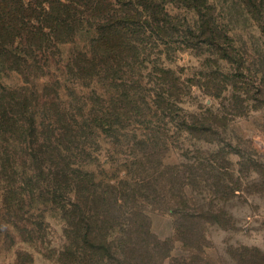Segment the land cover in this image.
Returning a JSON list of instances; mask_svg holds the SVG:
<instances>
[{
	"label": "trees",
	"instance_id": "trees-1",
	"mask_svg": "<svg viewBox=\"0 0 264 264\" xmlns=\"http://www.w3.org/2000/svg\"><path fill=\"white\" fill-rule=\"evenodd\" d=\"M245 2L251 9L264 5V0ZM175 4L193 13L192 22L182 25L178 21ZM216 13L217 7L210 0H0V73L16 71L27 81L44 76L51 50L73 38L85 20L94 37L87 49L71 57L68 69L78 70L83 79L98 78L119 85L111 95L101 90L94 104L88 101L70 118L67 106L61 108L59 100L52 99L58 102L57 108L56 102L47 106L48 100L41 107L45 93L35 96L24 87H6L0 82V204L5 211L0 218V238L4 235L9 243L15 242L1 219L11 222L24 241L33 243L43 238L46 212L53 209L67 224V242L59 248L56 264H144L139 260L142 256L170 255L172 244L153 233L146 210L147 205L156 203L163 188L146 167L151 152H142L136 160L144 165L140 173L144 171L147 176L124 172L115 178L99 177L86 168L89 161L81 158L90 152L89 133L101 131L119 141L109 118L122 119L120 111L126 100L139 110L140 88L148 89L150 110L167 111L173 116L170 121L182 115L177 110L182 109L185 91L181 79L168 66L157 64L153 69L157 79L153 86L149 82L150 88L134 80V87L126 94L121 92L120 85L129 82L125 77L136 71L129 55L137 52L139 44H145L142 37H148L149 31L158 35L159 45L164 46L174 35H181L186 47L238 63L243 75L245 59L235 52L234 34L222 28ZM94 18L98 19L95 23ZM217 71H210L204 82L192 80V85H202L206 94L216 97L232 87L231 105L252 101L255 109H264V73L245 76L238 85V75L222 82ZM220 113L219 108H209L206 113L188 114L182 120L184 131L215 140L219 126L224 125ZM145 136L137 141L150 147ZM185 190L181 196L185 206L176 212L180 235L191 229L185 222H199L202 217L218 221L220 216L216 211L190 212ZM35 209L41 213L35 214ZM17 264L38 263L32 252L20 250Z\"/></svg>",
	"mask_w": 264,
	"mask_h": 264
},
{
	"label": "rangeland",
	"instance_id": "rangeland-1",
	"mask_svg": "<svg viewBox=\"0 0 264 264\" xmlns=\"http://www.w3.org/2000/svg\"><path fill=\"white\" fill-rule=\"evenodd\" d=\"M210 1L217 7L222 28L234 34L235 52L245 59L247 66L243 75L237 69L238 63H229L219 55H208L199 48H188L181 35H174L164 46L159 45L158 35L149 31L148 37H142L146 39L145 44H139L137 52L129 55L136 71L128 75L131 77H125L129 82L120 85L121 92L126 94L134 80H141L150 88L157 79L156 70L153 71L157 64L168 66L181 79L185 91L180 104L182 109L177 110L182 115L170 121L173 116L167 111L150 110L148 89L140 88L139 110L126 100L120 111L122 119L109 118L119 133V141L101 131L94 135L89 133L88 140L86 138L90 152L81 160L89 161L86 168L99 177L115 178L124 172L131 176H147L144 171L140 173L144 165L136 160L146 150L152 154L146 167L151 168V176L163 188L156 203L147 205L146 210L152 219L153 233L169 240L172 251L168 256L156 253L152 257L142 256L139 260L144 264H264V109H255L252 101L231 105L232 87L216 97L206 94L202 85H192V80L204 82L212 70H218L222 82L228 76L232 79L238 75V85L243 84L245 76L250 77L257 71L264 73V5L251 9L246 0ZM175 6L174 12L182 25L192 22V12L181 5ZM97 20L94 18L92 22ZM93 35L94 30L84 20L73 38L51 50L49 65L48 62L44 65L47 72L44 76L31 77L27 81L22 74L6 70L0 73L1 84L24 87L35 96L37 92L45 93L47 96L41 98V107H45V100H48L47 106L56 102L55 108L59 102L61 108L67 106L70 118L76 116L88 101L96 102L101 90L111 95L119 86L103 83L98 78L83 79L78 70L68 69L71 57L87 49ZM43 63L41 61V65ZM135 86L138 87L137 83ZM209 108L221 109L224 122L215 140H204L184 131V116L206 113ZM143 134L151 142L150 147L138 143ZM184 190L190 198L186 205L190 212L216 211L220 215L218 221L202 217L199 222H185L191 229L180 235L176 212L185 206L181 198ZM4 212L0 204V218ZM40 213L35 209V214ZM1 220L15 242L11 244L9 238L1 236L0 264H17L20 250L32 252L38 264L57 263L58 250L67 242V224L57 211L49 209L46 212L44 237L33 243L22 240L11 222Z\"/></svg>",
	"mask_w": 264,
	"mask_h": 264
}]
</instances>
